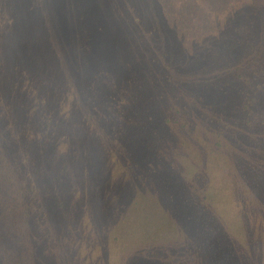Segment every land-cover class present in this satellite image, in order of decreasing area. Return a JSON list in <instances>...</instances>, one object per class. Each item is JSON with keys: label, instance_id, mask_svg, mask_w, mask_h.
<instances>
[{"label": "rangeland", "instance_id": "374dc122", "mask_svg": "<svg viewBox=\"0 0 264 264\" xmlns=\"http://www.w3.org/2000/svg\"><path fill=\"white\" fill-rule=\"evenodd\" d=\"M201 1V5L207 4L212 12L219 14V22L207 23L200 19L198 11L203 6H198L197 2H193L192 10L188 9L178 19V28L166 22L171 33L179 35H173V38L166 34L165 37L171 39L169 47L165 48L170 50L166 55L173 62L172 67L150 73L145 86L135 92L139 99L132 97L129 107L120 112L110 103L112 89L101 87L95 93L94 88H88L85 71L88 68L80 66L77 71L73 69L78 66L77 59L70 60L66 55L69 47L67 42L57 43L54 40L52 43L58 48L63 44L62 56L61 53L54 56L52 67L57 65L54 71L49 70L51 63L48 52L43 51V70L30 77L34 84L29 87L23 69L13 67L15 65L12 61L8 65L11 69L3 68L5 51L14 48L12 44L7 47L10 43L8 36L12 35L14 39L20 40L22 33L12 34L10 29L4 34L0 32V124H5L0 128V137H5L7 127L10 132H16L12 136L15 147L0 157V186L3 187L4 203L6 191L12 196L9 201L19 207L15 219L9 220L8 213H3L4 228L0 222V229L6 232V242L15 247V255L21 259L19 264H35L40 259L45 260L46 264H66L64 260L60 262L63 253L66 260L68 258L62 247L64 243L55 241L49 224L36 217L37 207L34 209V205L41 203L35 204L37 196L39 200L45 201L47 219L55 209L62 208V216L65 215L63 221L66 224L70 222V230L75 232L71 233L72 236L87 240L88 234L92 235L93 232L91 240L101 244L106 240L102 234V223L96 215L89 219L76 208V203L85 204L87 200L82 192H77L74 183L79 186L87 184L92 189L101 191L108 185L110 173L117 172L114 173L116 177L113 178V191L123 209L130 202L127 197L130 184L120 175L117 176L122 167L114 169V172L113 167H108L109 154L117 152L122 165L130 160V155L136 165L159 163V157L166 149L168 151L169 146V154L176 162L174 169L182 171V176L172 177L167 160L159 163L160 166H155L152 171L153 186L139 201L144 212L139 216H122L120 208L117 209L114 216L109 217L111 223L115 224L111 230L112 237L125 240L130 247H134V252L142 249L145 254L152 253L147 257L139 255L145 264H239L235 257L227 260V256L220 261L221 256L227 252L224 247L230 245L231 241L243 247H248L247 243L252 241L254 251L247 264L264 262V219L258 215L256 205V194L264 192V138L259 141L253 134L252 137H245L243 132L234 131L229 126L237 123L241 124V128L245 127L246 132L254 129L264 131V86L259 88L244 83L250 90L256 88L258 100L253 101L255 106H239L243 115L236 118L235 123V90L240 89V85L231 84L228 86L229 90L222 94L220 86H223L221 81L224 80L218 77L220 72H224L222 69L230 67L237 75L238 72L247 74L246 76L258 74L257 79L263 81L264 0ZM1 5L0 24L1 12H6L9 18L21 13L18 9L5 11L4 8L1 9ZM205 28L210 30L208 37H203L201 33ZM222 31L227 33L223 35ZM109 33L111 40H120L121 46H129V27L126 21L115 24ZM45 34H49V31ZM234 34L240 36V41L232 38ZM183 37H187L188 41ZM41 43L46 48V44ZM71 46L78 56L77 45ZM55 47L52 49H57ZM210 49L216 51L211 55L214 58L209 57L207 50ZM13 54L26 58L17 53L15 48ZM105 58L103 56L102 60ZM225 58L227 59L223 60ZM113 59V69L124 63L118 61L116 56ZM254 64H257V69L252 71L254 68L251 65ZM111 74L113 80L112 69ZM15 80L19 81L17 90H6L3 81L11 83ZM153 80L158 83H153ZM176 90L192 106L198 98L202 105L212 104L217 111L223 113L222 116L229 124L212 120L207 123L208 128L207 125L200 127L197 118L182 121L180 112L175 114L171 113L173 110L166 111L168 105H173ZM84 92L92 93L93 96L97 94L102 100L101 112L104 119L99 118L98 125L108 128L107 134L113 136V139L106 142L103 131H90L88 136L93 139L94 147L88 152L79 137L84 134L83 120L87 113L82 106L84 104L78 100ZM73 98L75 101L69 105ZM230 98L232 101H228ZM245 98L244 95L241 99ZM181 104L184 105L185 102L181 101ZM186 106L190 107V104ZM153 109L157 111L154 113ZM172 109L177 110L174 106ZM146 113L148 116L153 114L154 118L147 120ZM202 119L206 121L208 117L203 115ZM251 120L254 127L247 125ZM184 125L191 128V131ZM4 137L0 139V152L6 145ZM17 139L20 140V145ZM53 141L61 145L52 144ZM124 146L127 148L126 152ZM28 148L32 150L31 155L25 152ZM63 151L65 156L60 154ZM10 160L12 164L8 163ZM78 162L82 165H78ZM7 175L11 178L12 185L10 181L9 185L6 184L9 180L6 179ZM58 181H63L69 192L65 193L63 190V197H57V204L55 196L49 193L48 184ZM250 185H255V198H250L246 193V188ZM150 189L155 191L151 201L146 198ZM88 197L94 199L95 195ZM48 198L53 202L47 201ZM26 200L30 204L29 216L24 213ZM0 201L3 204L2 198ZM74 207L75 212L72 213ZM14 210L16 211L15 208ZM58 234L62 238L65 235L63 226ZM139 237L146 240L145 244L153 241L156 243L150 250L147 245L139 246ZM31 241L35 243L34 247L29 246ZM81 248L85 250L83 246ZM81 248L78 249V255L73 256L74 264H89L87 252H83ZM194 248H201L209 260L202 263L201 259L197 261L192 257L190 250ZM97 250L94 254H97ZM5 254L11 256L10 253ZM215 254L219 255L218 263L217 256L213 257ZM211 256L213 258L210 259ZM121 260L119 264H128L127 256Z\"/></svg>", "mask_w": 264, "mask_h": 264}, {"label": "trees", "instance_id": "16d2710c", "mask_svg": "<svg viewBox=\"0 0 264 264\" xmlns=\"http://www.w3.org/2000/svg\"><path fill=\"white\" fill-rule=\"evenodd\" d=\"M0 2H2V5L0 3L1 9L4 8L5 11L18 9L21 12L17 13L11 18L7 16L6 12H1L2 24H0V32L4 34L10 29L12 34L22 33L20 40L14 39L15 37H12V35L8 36L10 43L7 47L12 44L17 53L26 57L22 58L19 55L15 56V54H13L14 48L6 50L3 66L4 69H11L12 67H9L8 65H11L10 61H12V63H14L15 65L13 67L23 69L27 76V83L29 87H31L34 83L32 82L30 77L34 73H40L43 70V66L45 63V60L42 57L43 51L45 50L48 52L47 56L49 57L51 63L49 65V70L52 69V71H54L57 66L54 65V68L52 67V63L55 61L54 56L55 54L59 53H61L62 56L63 44H61L59 46L60 48H58L55 47L52 43L54 40H56L57 43L67 42L69 43V47H67L66 49V55L70 58V60H73L74 58L77 59L76 64L78 66L73 67V69L77 71L78 67L80 66L88 68V71L85 70L88 76L86 78V80L88 81V88H94L95 93L101 87L112 89L113 95L110 96V98L109 96L106 97L111 100L110 103L117 109L118 112L122 110L124 111L129 107L132 97H136L137 100L139 99L136 96L135 92L145 86V83L148 80V75L150 73L160 72L163 69L172 67L173 62L170 61V59H168L166 55L170 50L168 51L165 48L169 47L168 42L171 39H166L165 37L167 34L174 38L173 35L175 34L173 32L171 33L169 26L165 24L166 22H170V26L178 28V19L181 18L183 13L188 9L192 10L193 6H191V4L193 2H197L198 6H203V9H200L198 11L200 14V19H202L203 21H206L207 23L219 22L220 18L219 14H217L216 11L212 12L207 4L206 6L201 5L203 4V1L201 0H36V2H33L32 0H0ZM122 21H126L129 27V46H121L120 40L113 41L108 35L110 34L109 32L111 31L113 26ZM46 24H48V27ZM45 31H49V34H45ZM203 32H205V34ZM201 33L203 37H208V34H210V30H206L205 28V31H202ZM222 33L223 35H225L227 32L222 31ZM58 36H60L61 38H58ZM175 36L178 37L179 35ZM45 37L49 39H46ZM232 38L240 41V36L238 34L232 35ZM183 39H186L188 41L187 37H183ZM41 42L46 44V48L43 47V44ZM71 44L77 45V50L79 51L78 56L73 51ZM52 47H55L57 49L53 50ZM207 51L209 52V57L214 58V56L211 55H214L216 51H214L213 49ZM103 56H106L104 60H102ZM114 56H116V59L118 61L124 62L121 64V66L117 65L120 67L116 69H113ZM226 59L227 58L223 60ZM19 62L21 64H19ZM182 63L184 65V60ZM69 65L71 67L72 65L74 66L73 63L72 65ZM252 67L254 68V70L252 71H255L257 69V64L251 65V68ZM111 69L114 73L113 80L111 79ZM231 69L232 68L230 67L222 69L224 72H220L218 74V77L224 80L221 81L222 83H224L223 86H220L222 94L226 93V91L229 90V85H240V89L235 90V113L233 116L234 122L236 123V118L243 115V112L240 111L239 106L241 107L244 104V107L246 108L248 107V104L255 106L253 101L258 100L256 96V88L254 87L252 88V90H250L244 83L249 86L255 85L260 88L262 85L264 86V77L263 81L260 82L262 79H257L259 77L258 74L246 76L247 74L239 73L237 70V75ZM3 82L6 90H17L16 87L19 86L18 80H15L11 83H6L5 81ZM153 83H158V81L153 80ZM150 84L151 83H148V85ZM180 95L181 94H179V92L176 90L173 94V105L170 104L165 109L166 111L173 110L171 111V113L175 114L180 112V114L182 115V121L186 119L191 120V118H197V120L201 124L200 127H204V125H207V123L209 124L210 122H212V120H218L228 123L225 120L224 116H222L223 113L221 111H217L212 104L202 105L200 98H198L196 100V103L193 102L194 105L192 106L191 102L186 101L185 97H181ZM244 95L246 96V98L248 97V103L246 102V98L241 99ZM78 100H80L79 103L84 104L82 106L87 111V113L85 114V120H83L84 134L80 135L79 137L80 141L84 143L86 152H88L92 147H94L93 139L88 136V133L90 131H103L105 134L106 142H109L110 138L113 139V136L107 134L108 128H103V126L98 125L99 118L104 119L103 113L101 112L102 100L98 97V95L96 94V96H93L92 93L88 94V92H84ZM230 100L232 101L231 98L228 99V101ZM73 101H75V98L72 99L71 104L69 105H72ZM181 101L185 102V104L182 105ZM187 104H190V107L186 106ZM172 106H174V108L177 110L172 109ZM156 111L157 109H153L154 113ZM203 115L208 117L206 121H202ZM4 116L7 117L8 115ZM187 116L190 117L188 118ZM153 118V114L148 116L146 113L147 120H152ZM230 119H232V117ZM251 122L252 120L247 122V125L251 126ZM4 125L5 124H0V128ZM184 126L185 128L189 129V131H191V128H189L187 125ZM229 126L231 128H234V131L236 130L239 133L243 132V134H245V137H252L253 134L259 141L264 138V131H258L254 129L256 131L251 130L249 132H246L245 127L241 128V124L237 123L229 124ZM15 133V131L10 132L8 130V127L5 129V137L1 136L0 139L4 137L6 145L0 152V157L6 151L11 150L12 147H15L14 143H12V136ZM80 141L77 140V142L79 143ZM53 142L52 144L61 145V143L57 141ZM17 143L20 145L19 139H17ZM126 151L127 148L125 147V152ZM170 151L171 147L169 146L168 151L166 149L162 156L159 157L158 162L162 164L164 160H167L166 164L168 165L170 172L172 173V177H181L182 171H180L179 169H174V165L176 162H174L173 160L174 157L169 154ZM25 152L27 153V155H31L32 150H29L28 148V151ZM60 154L61 156H65V151L61 152ZM131 157L132 156L130 155V158H128L130 160L123 165L119 162V156L117 152L110 153L108 158L106 157L107 163H109L108 167H113V172L114 169H120L122 167L117 176L120 175L123 180H128V184H130V187L127 188V197L130 201L128 207L121 209L122 205L120 204V200L118 196H115L113 191L115 185V183H113V178L116 177L114 173L117 172L110 173L111 179L106 188L101 191H97V189L94 190L87 184L79 186L78 183H74L77 192H82L87 200V203L85 204L76 203V208L81 211L82 215L85 213V216H87L89 219L92 216L96 215L99 221L102 223V234L106 240L101 244H96L91 240L93 232L92 235L88 234L89 239L87 240H82L76 235L72 236L71 233L75 232L73 230H70V222L68 224L64 222L65 215L64 217L62 216V208L55 209L52 213L49 214V219H47V211L44 205L45 201L39 200V196L36 197L35 204L37 202L43 203L34 205V209L35 207H37L35 211L36 217L43 219L45 224L46 222L49 224L51 228L50 230L52 231L51 235H53V239L55 241H62L64 243L62 247L65 249V253L68 255V258L66 260V256H64L63 253L60 262L64 260L66 264H74L75 261L73 260V256L78 255V249L82 246L85 248V250H82V248L81 250L83 252H87L86 258L89 259V264H91L92 262L93 264H119L122 262L121 259L126 256L128 259V264H145L140 260L139 255L141 254L144 256H148L152 254H145L142 252V249H140V251L138 250L137 252H134V247H130L125 240L117 239L115 237H112L111 235V230L113 227H115V224L111 223L109 217H113L117 209L120 208V214L122 216H133V214H135V216H139L142 214V211L144 212V207L140 205L139 201L144 198L143 194L153 186L154 182L152 178V171L154 170V167L158 165L160 166L159 163L155 162H146V164L136 165L134 159ZM8 163L12 164V161L10 160ZM77 164L82 165V163L79 162ZM101 165L104 166V164ZM6 179H9L8 175ZM10 179L6 181L7 185H9ZM11 183L12 181H10V185H12ZM1 187L2 186H0V198H2L3 204L0 201V215L2 216L0 222L2 228H4L3 213H8L7 218H9V220L10 218L15 219V213L19 211V207L15 203L9 201V198H11L12 196L6 191V200L4 203L5 197L2 193L3 187ZM254 188L255 185H250L246 188V193L250 198H255V194L257 192H254ZM48 190L50 195L55 196V202L57 204V197L60 199H62L61 197H63L62 191L65 190V193L69 192V188L65 187L63 181L52 182L48 184ZM88 195H95V197L94 199H92L91 197H88ZM154 195L155 191L153 189H150L146 198L151 201ZM256 197V205L258 207L257 213L263 220L264 192L257 193ZM89 200H92V202H88ZM47 201H50V203L53 202V200L50 198H48ZM56 203L55 208H57ZM24 205V213L26 214V216H29V201L26 200L24 202ZM14 208L16 209V211L14 210ZM74 212L75 207L72 210V213ZM211 215L214 216L213 213H211ZM61 226H63L65 229V235L63 236V238L58 234ZM45 229L49 230V227L45 225ZM215 230L216 228L214 227V231ZM0 240L2 243L0 244V248L2 249V251H0V264H19L21 259L18 255H15V247L9 244L10 242H6V232L1 229ZM145 243V239L141 237L138 238L139 246L147 245L148 249L150 250L156 242L153 241L148 244ZM247 244L248 247H243L240 244H236L231 241L230 245L224 247L227 252L223 256H221L220 261H223L228 256L227 260L231 257H235V259L239 261V264H247L251 260L254 251L252 241ZM29 246L34 247L35 243L31 241ZM96 249H98V252L97 254H94ZM200 249H191V256L194 257L197 261L201 259L202 263L203 261L206 263V259L207 261L209 259L207 258V255L205 256ZM51 251H53L52 248ZM5 252L10 253L11 256H6ZM214 256H217L218 263L219 255L215 254L213 255V257ZM213 257L211 256L210 259ZM263 257L264 252L262 253V258ZM147 259L151 260L150 258ZM44 261L45 260L40 259L35 264H46ZM196 264L200 263L197 262ZM256 264L260 263L257 262ZM261 264H264V262H262Z\"/></svg>", "mask_w": 264, "mask_h": 264}]
</instances>
